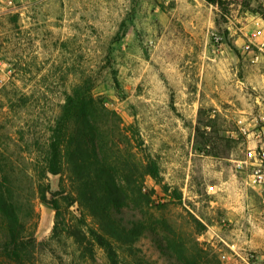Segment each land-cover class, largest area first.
<instances>
[{
	"label": "rangeland",
	"instance_id": "obj_1",
	"mask_svg": "<svg viewBox=\"0 0 264 264\" xmlns=\"http://www.w3.org/2000/svg\"><path fill=\"white\" fill-rule=\"evenodd\" d=\"M0 80V173L35 243L24 264H110L67 166L44 165L82 82L159 171L148 206L116 215L136 230L112 241L118 263L264 264V0H0Z\"/></svg>",
	"mask_w": 264,
	"mask_h": 264
},
{
	"label": "trees",
	"instance_id": "obj_2",
	"mask_svg": "<svg viewBox=\"0 0 264 264\" xmlns=\"http://www.w3.org/2000/svg\"><path fill=\"white\" fill-rule=\"evenodd\" d=\"M134 145H143L138 130L126 126L82 82L65 97L44 160L45 171L51 175L61 174L63 165L67 166L79 202L99 222L101 233L92 232V237L105 250L110 264H119L112 241L129 245L136 234L135 228L120 224L117 213L129 205L148 206L152 192L145 187V178L159 174L150 159L135 158L129 149ZM37 193L45 202L41 186ZM34 244L20 220L17 193L9 187L7 175L0 173V264L27 263Z\"/></svg>",
	"mask_w": 264,
	"mask_h": 264
},
{
	"label": "built area",
	"instance_id": "obj_3",
	"mask_svg": "<svg viewBox=\"0 0 264 264\" xmlns=\"http://www.w3.org/2000/svg\"><path fill=\"white\" fill-rule=\"evenodd\" d=\"M245 49L246 50H250V47L249 46H246L245 47ZM256 59H257V57H256ZM1 81V80H0ZM248 158L249 159H254V160H256L257 158H256V156L254 155V153L253 152H248ZM241 163H246V161H244V162H239V165H241ZM255 171V176H257V177H262V175H259V173H260V170L258 169V170H254Z\"/></svg>",
	"mask_w": 264,
	"mask_h": 264
}]
</instances>
